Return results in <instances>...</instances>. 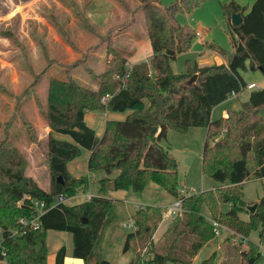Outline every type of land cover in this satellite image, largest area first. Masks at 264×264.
I'll return each mask as SVG.
<instances>
[{"label":"trees","instance_id":"obj_1","mask_svg":"<svg viewBox=\"0 0 264 264\" xmlns=\"http://www.w3.org/2000/svg\"><path fill=\"white\" fill-rule=\"evenodd\" d=\"M137 1V6L131 8L124 0H118L131 16L138 11L144 16L145 36L151 47L147 61L128 67L130 53L124 55L118 46H107L105 68L95 74L96 88L71 78L51 77L48 81L46 102L39 113L50 128L45 140L49 189L38 186L26 175L29 161L25 151L6 138L0 141V250L5 253L0 254V264H46L48 230L69 232L72 256L83 259V264H111L98 249L103 229L115 216L114 199L109 197L107 188L110 181L114 190L133 192H141L153 182L180 200L182 211L171 219L157 243L152 234L162 214L158 213L152 224L139 219V214L134 217L136 230L127 234L124 250L129 248V238L140 236V253L150 254L149 263L191 264L200 248L218 235L214 222L231 231L224 242L227 259L223 264L238 261L232 262L228 246L236 235L237 243H232V248L241 259L237 264H255L261 257L260 243L250 240L249 235L264 223V197L248 221L240 217V212L250 211L243 199L242 185L264 178V87L251 89L239 110L230 109L218 119L212 118V111L228 100L233 91L240 96L247 89L250 83L243 72L260 71L264 76V0H255L251 6H242L235 0L223 3L233 48L227 51L214 41H207L204 47L220 54L225 62L189 65L186 75L176 79L171 62L190 49L196 36L194 30L178 23L176 15L179 11H191L202 0H175L168 6H162L159 0ZM237 12L243 21L233 26L232 15ZM77 62L82 65L84 59ZM194 74L195 80L189 82ZM37 77L25 92L37 83ZM88 111L129 113L123 120H106L98 137L84 120ZM154 126L157 130L152 133ZM189 127L207 128L202 171L220 186L184 195L180 193L177 161L160 141L169 128ZM52 132L70 140L55 138ZM82 149L89 151L87 171L101 173L97 195L80 204L68 205L65 201L51 206L57 195L69 198L86 185L83 175L75 177L67 169V163L78 157ZM33 200L45 203L36 229L19 223L20 218L37 216ZM224 204L228 209L223 210ZM145 209L152 211L147 207L139 212ZM206 209L209 216L204 214ZM9 230L19 234L9 237ZM243 243L249 245L247 250ZM140 253L130 264L139 260ZM64 256L65 247L61 246L54 264H63ZM214 259L213 254L200 264H213Z\"/></svg>","mask_w":264,"mask_h":264},{"label":"rangeland","instance_id":"obj_2","mask_svg":"<svg viewBox=\"0 0 264 264\" xmlns=\"http://www.w3.org/2000/svg\"><path fill=\"white\" fill-rule=\"evenodd\" d=\"M124 1L127 2L131 8H134L138 4L137 0ZM174 1L175 0H159V3L162 6H168ZM227 1L229 2V0H202L194 6L191 11H179L177 13L176 19L178 23L181 26H186L194 30L196 36L193 38L188 52L178 54L171 62L174 79L182 77L187 73L189 62L191 65H194L195 62L201 60L202 54L204 55L210 52V49L204 47V43L207 41H214L227 51L232 50L233 35L223 8V3ZM13 10L28 12L30 17L26 22H31L29 23L28 30L30 36L37 43L38 55H41L39 45L40 47L46 45L47 49L50 47L48 32L50 28H52L55 30V32H53L59 35L67 45L72 47V49H74L75 45L78 43L82 45L83 49L85 48V51L89 53L88 56L81 53L73 62L63 63L61 67H63L64 70L61 71L57 68L58 65L56 63H33L30 58L32 56L26 57V39L22 40L19 34L20 18L14 16L10 19L11 11ZM72 28L77 30V32L78 30H80V32L82 31L83 36L79 42L77 39L79 38L78 36L75 38L71 35ZM26 30L27 28L24 27L25 32ZM145 33L146 23L143 14L138 11L134 16H131L130 13L121 6L118 0H0V36L7 40V43L0 44V51L7 53L0 54V59L7 61L15 59L14 68L17 69L18 72L19 70L22 71L21 68L23 67H30L29 64H31V66L34 65L36 68H42L45 71L49 70V73L41 80V84L39 86L35 84L26 94V96L30 93L38 95V99L39 89L41 91L43 89V92L46 94L48 81L51 77H58L66 80L71 78L76 80L74 78L75 72L83 77V81H78V83L88 87L96 85L98 81L95 74H99L104 70L105 62H93L95 59L93 53L99 51L103 54V51L104 53L106 52L107 46H118L124 55H126L132 47H136V49L139 50V57L144 58L148 51L146 40L143 38ZM24 35L26 34L24 33ZM18 44H21L19 48L22 55H19L20 53L17 51ZM12 49H15V51L12 52ZM29 51L32 55L33 52L30 48ZM220 57L222 60L223 57L221 55ZM204 58L208 60V57L204 56ZM18 59L20 60L19 64L21 66L17 64ZM82 59H84V63L82 65L78 64L77 61ZM210 62H212V64L218 63V61L213 59ZM127 64L128 67H131L130 63ZM88 66L93 67L91 73L88 72ZM71 70L73 72H71ZM19 74H21V72H19ZM37 75H39V73H34L35 77ZM256 78L255 76L251 78L248 77L249 80H256ZM28 83V79H24L23 86L19 90L22 91L24 89L21 94L26 93L25 89L28 87ZM8 91V93H11L10 90ZM250 91L251 89H246L240 96H231L224 103L216 106L212 111V118L218 119L230 109L239 110L242 107V103L248 99ZM41 99L45 102L44 93L41 94ZM11 100L10 97H7L9 103ZM29 106L33 107L30 103L26 104L27 108H29ZM39 107H42V105H39ZM95 113H99L102 118H105L103 112L97 111ZM20 114V111L17 112L14 110L11 117L8 118L5 123H0V141L6 138L10 144L19 149H21L23 145H32L33 158H28L29 164L25 173L31 176L38 186L48 190L50 175L46 163L45 138L38 140L36 130L33 128L31 129L29 124H25L21 121L22 117ZM29 129L31 131H29ZM96 132L99 134V129L97 127ZM206 138V127H189L186 130L169 128L166 137L160 141L162 146L168 147L170 155L177 161L181 194L188 195L220 186L219 182L210 175L204 174L202 171V151ZM213 141L214 139L210 140L211 143H213ZM87 154L89 153L86 149L81 150L80 155L75 158L78 165L74 167V169L76 175H83L87 179V184L90 183V188L89 186H84L85 191H91L96 194L99 187L98 179L101 173H90L87 171ZM91 176H93V178H91ZM114 191L121 192L122 190ZM242 191L243 199L247 202L248 207L258 203L264 197V179L256 178L246 181L242 185ZM110 193L112 197H115V192L111 191ZM128 193L129 195L127 196L126 203L123 202V204L120 205L121 209L118 208L119 210H115L114 208L117 215L114 214L115 216L110 222L111 226L121 229L122 221L125 223H129L128 221H130L132 223V218L128 221L126 220L130 217L131 210H135L134 208L140 206L151 208L152 211H149V209L143 210V215L147 214L149 216L146 218L144 216L143 221L147 220L149 224H152L155 217L158 216V213H161L160 210L156 208L159 207L161 209V207L170 206L174 202L173 196L153 182H149L141 192L129 190ZM222 208L226 210L228 206L224 204ZM250 214V211H242L240 212V217L248 221L250 219ZM161 220L158 222L157 227ZM221 229L228 230L225 226H222ZM155 230L152 237L155 234ZM222 232L212 239V245H218V241L224 234ZM229 235H231L230 230L228 231L227 237H229ZM234 238L230 240L231 242L228 246L230 252L233 254L232 262L238 260L234 263L237 264L241 259L240 256L237 255L236 250L232 248V243L237 241ZM249 239L256 243H260L264 248V223L258 224L257 227L251 231ZM242 245L246 250L249 248L247 243H243ZM255 264H264V257L261 256Z\"/></svg>","mask_w":264,"mask_h":264},{"label":"crops","instance_id":"obj_3","mask_svg":"<svg viewBox=\"0 0 264 264\" xmlns=\"http://www.w3.org/2000/svg\"><path fill=\"white\" fill-rule=\"evenodd\" d=\"M230 1H232V0H229V2ZM235 1L238 2L242 6H251L255 0H235ZM227 3H228V1H227ZM14 16H18L20 18L21 22H20V27H19V31H20L19 34H20V37L22 38V40L26 39V47H27V53H26L27 56L26 57L32 56L30 58L33 61V63H42V64L43 63L44 64L56 63L58 65L57 68L61 71V70H64L63 67H61V65H63V63L73 62L74 60H76V58H78L81 55V53L82 54L84 53L88 56L89 53H87L85 51V48L83 49L82 45H80L78 43L77 45H75V48L72 49V47L67 45L66 42H64L60 38L59 35L54 33L55 30H53L52 28H50V30L48 32V35L50 37L49 38L50 47H48V49H47L46 45H44L42 47H40V45H39V48L41 49V55H38L37 46H36L37 43L30 36L29 30H28L29 29V23H31V22L30 21L26 22L28 20V18L30 17L28 12H19V11L13 10V11H11L10 19L13 18ZM24 27L27 28L26 32L24 31ZM71 32H72L71 35L74 36L75 38H77V36L79 37V38H77L78 42H79L81 37L83 36L82 31L80 32V30H78V32H77V30L72 28ZM24 33L26 35H24ZM143 38H145L147 46H148L147 54L144 58H141V57H139V54H138L139 50L136 49V47L135 48L132 47V49H130L128 51V53H130V56L128 57V63H130L131 65L139 63L141 61H147V59L151 56V47L149 45V42H148L145 35ZM2 43H7V40H6V38H3L0 36V44H2ZM20 45L21 44L17 45V51L20 53L19 55H22L20 48H19ZM28 47L33 52L32 55H31V52L29 51ZM14 51H15V49H12V52H14ZM0 54H7V53L0 51ZM93 54H94V58H95L93 60V62L94 61L99 62V63H101V61L105 62L106 52L104 53V51H103V54H101V52L98 51V52H94ZM207 54H209V55H207ZM207 54H204V55L202 54L201 60H199V62H195L194 64H196L198 66L214 65V64H212V62H210L212 59L215 61H218L217 64L225 62V60L223 58L221 60L220 55L215 51L210 50V52ZM204 56L208 57V60H207V58H204ZM19 63H20V60L18 59L17 64L19 66H21ZM188 64L191 66L190 62ZM29 65H30V67H28V68L27 67L21 68L22 71L19 70V72H21V74H19L18 70L14 68L15 59H12L10 61L0 59V123L1 124L5 123L8 120V118L11 117L12 113L14 112V110H16V107H17L19 110L18 111L16 110V111L21 112L20 115H21V117H24V122L29 124L31 129L33 128L36 130L37 139L42 140L45 138V140H46V138L50 132V128L44 122V120L42 119V117L39 113V111H40L39 105L44 106L45 102H46L45 92H43V89H42V91L39 89V91H38L39 99H38V95H34L33 93H30L26 96L27 92L24 95L21 94L24 91V89L22 91H19V90L23 86L24 79H28V82H29L28 87L30 86V84L34 81V77H35L34 73H37V74L39 73V75L37 77V83H36V86H39L41 84V80L44 78V76L47 73H49V70L45 71L42 68H39V67L36 68L34 65L31 66V64H29ZM88 67L91 70H93L92 66H88ZM17 68H18V66H17ZM53 69H55V68H53ZM59 70H57V71H59ZM71 72H73V71L71 70ZM243 76L246 78V80L249 83L254 82L258 85L259 88L264 87V76L261 74L260 71L250 70L248 72H243ZM253 76L257 77L256 80H249L248 79V77L251 78ZM74 78L77 80V81L75 80L76 82L83 81V77L79 76L75 72H74ZM96 86L97 85H94L93 88H96ZM28 87H26V89ZM8 90H10L11 93H8L9 92ZM39 92H41V93H39ZM42 93H44L45 102L42 101V99H41ZM7 97H10L12 99L10 103L7 101ZM15 99H16V101H15ZM28 103H30V105H33V107L29 106V108H27L26 104H28ZM95 112L96 111L86 112L84 114V120H85L86 124L95 131V133L98 137H100L101 134L103 133L106 120H123L127 116V114L129 113V111H125V112L104 111L103 114L105 115V118H102L99 115V113H95ZM227 112L228 111H226L223 116H226ZM21 120H22V118H21ZM96 127L99 129V134L96 132ZM52 135L58 139L70 140V138L68 136L62 135L59 133L52 132ZM31 146H32L31 144H29V145L27 144V145H23L21 147V150L25 151V153L27 154V158H33ZM88 153H89V151H88ZM88 156H89V154H87V156H86L87 159H88ZM77 165L78 164L76 163L75 159H73L67 163L68 171L75 177L81 176V175H76V173H75L74 167H76ZM86 166H87V161H86ZM86 186H89V188H90V183H88V184L86 183ZM111 191L115 192L114 193L115 197L111 196V193H110ZM110 192H109V197L114 199V201L112 203V209L114 211V214L117 215L115 210L121 209L120 205H122L123 202L126 203L127 196L129 195V193H128V191H125V190H122L121 192L110 190ZM92 195H97V193L94 194L91 191L87 192V191H85V187H84L82 190H80L74 196L67 198L66 203L68 205L80 204V203L87 201ZM175 201H176V198H174V202ZM114 208H115V210H114ZM143 208H142V206H140V207L134 208L135 210H131V214L129 215L130 217H128L126 221H128L132 218L133 222H134V219H135L134 217H136L138 214H139V219H143V214H144L143 211L139 212V210L143 209ZM129 209H131V208H129ZM158 209L161 211V214H162L163 207H161L162 210L159 207H158ZM204 214L209 216V212L207 209L204 210ZM172 218L173 217L166 218V219L162 218L160 224L158 225L157 229L155 230V234L152 237L154 243H157L160 240L162 235L165 233V231H166V229H167ZM128 222L131 223L130 221H128ZM129 223H125L124 221H122L121 222V229L114 227V226H111V223H110L109 225H107L103 229V231L101 233V236H100V239L98 242V249L100 251L101 256L104 259L108 260L111 264H130L137 258L138 253H140L141 237L136 236V235L129 238V248L127 250H124V244L127 240V234L129 232H133L132 229L125 226V224H129ZM222 231H224V232H222ZM228 231H229V229L228 230H226V229L221 230V232L224 234L221 237V239L218 241L217 246L212 245V243H211L212 240L209 241L208 243L204 244L200 248V250L197 252V254L193 257L191 264H200L204 259L209 258L213 254L215 255V259H214L213 264H223L224 261L227 259V249L225 248L224 242L227 238ZM221 232L219 234H221ZM46 245H47L46 264H54L56 252L59 250V248L61 246L65 247V256L63 259V264H83V259L72 256V247H73L72 235L69 232L57 231V230H48L47 234H46ZM149 255L150 254H147L145 251H142V253H140L139 260L135 264H151V263H149V259H150V257H148ZM168 263L178 264V263H174V262H170V261L166 262L165 264H168Z\"/></svg>","mask_w":264,"mask_h":264},{"label":"built area","instance_id":"obj_4","mask_svg":"<svg viewBox=\"0 0 264 264\" xmlns=\"http://www.w3.org/2000/svg\"><path fill=\"white\" fill-rule=\"evenodd\" d=\"M255 88H258V85L254 82L248 84V86H247V89H255ZM238 95H239V93H237L236 91H233L231 93V96H234V97H237ZM107 97H108V95L102 97L101 101L105 102ZM91 178H93V176H91ZM66 200H67V198H65L62 194H59L54 198V201L51 204V206L57 205L59 203H64ZM32 202L38 210L37 216L20 218L19 223L23 226H30V227L36 229L39 226V223H38L39 215H41L45 211V203L43 201H40V200H33ZM180 210H181L180 209V200H176L170 206L163 207L162 218L166 219V218L174 217L175 215H177L180 212ZM214 225L217 228V234H219L221 232L222 225L218 222H214ZM125 226L132 229L133 231L136 230V227L133 223L125 224ZM18 234L19 233L16 230H9L8 236L9 237H15ZM1 239H2V235L0 233V244H1ZM260 248H261V256L264 257V248L262 247V245H260ZM0 254L5 255L3 250H0Z\"/></svg>","mask_w":264,"mask_h":264},{"label":"water","instance_id":"obj_5","mask_svg":"<svg viewBox=\"0 0 264 264\" xmlns=\"http://www.w3.org/2000/svg\"><path fill=\"white\" fill-rule=\"evenodd\" d=\"M242 21H243V17H242V15H241L240 12L234 13L232 15V25L233 26L239 25L240 23H242ZM195 78H196V74H194L192 77H190L189 82L194 81ZM156 130H157V127L154 126L152 128L151 132L152 133H155ZM57 180H59L60 182H62L61 177H58ZM107 188L110 189V190H114V183H113V181H110L108 183ZM257 207H258V203H255L254 205L249 206L248 209L250 210L251 213H254L256 211ZM83 221H87V219L85 217H83Z\"/></svg>","mask_w":264,"mask_h":264}]
</instances>
